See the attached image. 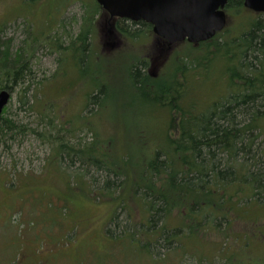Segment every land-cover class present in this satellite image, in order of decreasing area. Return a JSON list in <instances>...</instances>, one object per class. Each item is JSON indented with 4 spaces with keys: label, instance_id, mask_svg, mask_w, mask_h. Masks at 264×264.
Listing matches in <instances>:
<instances>
[{
    "label": "trees",
    "instance_id": "trees-1",
    "mask_svg": "<svg viewBox=\"0 0 264 264\" xmlns=\"http://www.w3.org/2000/svg\"><path fill=\"white\" fill-rule=\"evenodd\" d=\"M226 9L235 10L240 17H245L243 14L247 11L244 0H228ZM256 15L248 16L250 18L241 23L242 28H237L231 37L224 34L228 25L213 39L193 45L194 49L203 51L204 57L198 59H191L188 52L171 60L174 48L180 44L169 47L164 39L153 34L151 25L144 21L111 17L95 0L89 2L83 26L74 37L71 34L61 36L56 32L45 40L35 38V42L46 43L51 51L59 53V69H62L66 59L64 54L69 50L75 51L76 58L81 52H95L94 43L90 40L95 26L101 31V50L103 47L109 55H116V50L127 44L122 36L130 41L131 38L142 37L143 32L153 34L152 45L158 48L157 52L150 53V65L146 56L139 57L126 72L131 81L128 86L135 97L133 101L138 107L136 113L129 114L128 120L151 127L154 123L159 126L162 121L158 122L156 115L163 111L169 115L165 126H162L165 130L155 126L159 133L151 139L148 154L152 156L147 161L140 159L136 162L143 164L141 172L137 170L134 174L133 169V174L126 173L123 165L128 160L123 153L118 159L106 160V156L87 158L94 145L104 139L99 137L102 135L99 130L101 123L96 127L87 125L85 121L73 125L74 120H61L51 107L37 111L35 104H29V107L43 118L39 122L43 125L42 130L5 116L6 108L0 120L1 143L7 144L9 139L14 140L19 134L34 133L52 145L54 159L51 163L54 161L61 165L67 156L70 168L77 162L76 157L82 165L79 169L87 171L90 167L105 172L102 174L104 182L99 187L94 184L99 183V175H92L93 182L89 184L84 182L85 174L79 169L66 174L71 177L70 181L66 178L68 184L81 194L84 191L89 201L105 202L110 210L108 215L112 213L102 236L98 233L104 249L92 250L94 255L101 251L109 252L111 259L107 263L100 260L97 264L144 263L146 258L136 257L135 248L122 246L119 252L113 250L112 241L126 235L132 240L143 234L147 236L144 237L145 243L139 244V249L152 255L153 264H179L186 256L180 252L183 238L198 252H201V244L217 240V243H222L218 257L236 264L240 263L235 257L243 264H250L249 261L254 260L250 255L253 246L264 247L263 239L254 237L258 228L263 227L264 230V222H261L264 219L250 215L255 207L264 208V13ZM28 31L31 32L30 29ZM10 46L11 40L0 37V92L9 90L12 96L18 86L22 85L20 91L23 92L27 79L35 78L31 68L32 50L29 52V47L23 46L12 53ZM170 61L177 67L175 65L170 70L169 77L170 72L165 67ZM210 65L211 69L217 67L214 73L224 81L226 88L204 104L193 96L191 82L213 77V72L205 74L199 70H207ZM165 80L169 81L163 83ZM107 93L108 85L90 86L84 109H90L89 114L94 113L92 107L97 105V111L101 110V96ZM26 100V95L20 96L22 104L28 103ZM79 114L83 112L74 117ZM121 123L123 127L120 130L123 131V116ZM79 126L93 133L92 142L72 143ZM138 135L140 140L141 135ZM119 139L124 142L126 135H120ZM85 195L83 197L87 198ZM122 212L127 217L121 221L126 227L120 232L117 227L121 224L119 214ZM255 212L264 216L261 210L255 209ZM108 215L103 216L108 218ZM237 222L241 227L234 228ZM221 226L223 228L220 229ZM158 247L166 249L163 255ZM169 255L172 259L166 260ZM261 258L264 254L257 260Z\"/></svg>",
    "mask_w": 264,
    "mask_h": 264
},
{
    "label": "rangeland",
    "instance_id": "rangeland-1",
    "mask_svg": "<svg viewBox=\"0 0 264 264\" xmlns=\"http://www.w3.org/2000/svg\"><path fill=\"white\" fill-rule=\"evenodd\" d=\"M89 2L93 3V0H49V2L48 0H0V28L2 29L0 37L2 40H11L12 53L23 46H28L29 52L32 50L31 68L35 78L27 79L23 92L20 91L22 85L15 89L6 107L5 116L18 123L26 124L30 128L42 130L43 125H39V122H42L43 118L37 111L51 107L54 113L59 114L61 120H74L73 125H79L85 121L87 125L96 127L101 123L99 130L102 135L99 137L104 139L100 144L94 145V150L92 153H87V158L106 156V160L118 159L123 153L128 160L127 164L123 165L126 173L133 174L134 169L136 174L137 170L141 172L143 166L142 163L136 162L140 159L147 161L152 156L151 153L148 154L152 146L151 139L159 133V130L155 129L156 123L146 127L145 124L137 123L132 119L128 120L129 114L136 113L138 107L133 101L135 97L128 86L131 81L126 72L139 57L146 56L150 65V53L158 51V48L152 45L153 34L146 35V32H143L142 37L131 38L130 41H127L128 37L122 36L127 44L116 50V55H109L103 47L101 50V44L103 45L100 39L101 31L98 26H95V31L90 36L95 52L86 54L81 52V55L79 57L77 55L76 58L74 50L67 51L64 54L66 59L62 69H59V53L51 51L46 43L35 42V38L40 37L45 40L56 32H59L61 36L77 35L87 16ZM228 12L230 14L229 28L224 34L229 37L242 28L241 23H245V20L250 18L248 16H257L256 13H249V11L243 14L245 17L238 16L235 10L229 9ZM64 41L68 44L67 40ZM75 46L77 48L78 45ZM192 47L193 45L188 42L176 46L170 56L171 60L188 52L191 59L204 57L202 50ZM175 65L170 61L165 67V70L168 68L170 72L169 77ZM211 67L212 65L207 70L203 68L199 70L205 74L214 73L217 67L213 66L212 69ZM212 75L213 77H203L201 81L194 79V82H191L193 96L201 103L210 102L226 88L224 81H220L217 74ZM168 81L165 80L163 83ZM102 84L108 85V93L101 96V110L97 111L96 105L92 107L94 113L89 114L90 109H84L88 101L87 92L90 86ZM22 95L27 96L28 103L22 104L20 101ZM29 104H35L37 111L31 110ZM53 112L50 111V114L53 115ZM79 112L83 114L74 117ZM122 116L125 122L123 131L120 130L123 127ZM167 116L169 115L165 111L156 115L159 118L158 122L161 120L163 122L156 126H161L160 130H165L162 126H165ZM70 125L67 126L70 127ZM138 134L141 135L140 140L137 138ZM120 135H126L124 142L119 139ZM93 140V133L79 126L72 143H90ZM106 142L111 144L108 145ZM51 146L34 133L19 134L14 140L9 139L7 144L0 142V264H97L100 260L107 263L111 259L109 252L106 254L105 251H101L94 255L92 250L104 249L101 239L102 230L112 213L108 215L110 210L104 205L105 202L89 201L84 191L81 192L87 198L73 188V185L68 184L71 177L66 174L77 171L79 166L82 168L81 162L74 157L77 162L68 168L69 160L65 156L62 167L54 161L51 163L54 159ZM78 171L85 174L83 180L89 184L93 182L92 175L101 176V179L98 177L99 183L94 182V184L97 187L102 186L104 182L102 174L105 172L96 171L90 167L87 171L82 169ZM255 209L264 213V208L255 207L250 215L264 219L263 215L255 212ZM103 215H108V218ZM119 216L120 223L127 217L123 212ZM128 220H130L129 217ZM261 222L264 221L261 220ZM125 227L121 223L117 231L121 232ZM233 227L239 228L241 224L237 222ZM98 233L101 236H98ZM144 237L147 236L143 234L133 240L128 235L115 238L111 240L113 250L119 252L122 246L129 249L135 248L136 257L146 258L144 263L138 261L137 264H153L152 255L139 249V244L145 243ZM254 237L263 239L264 246L263 227L256 230ZM108 241L110 242L109 239ZM221 244V242L217 243V240H210L201 245L196 244L201 247V252H198L188 246L186 238H183L180 252L186 254V259L181 256L183 260H180L179 264H236L235 261L228 262L218 257ZM173 246L176 247L175 244ZM157 250L162 255L166 251L161 247ZM250 252L254 259L249 261L250 264H264V258L257 260L264 254V247L256 244ZM223 257L228 258L226 255ZM170 258L169 255L166 260ZM235 259L243 264L238 257Z\"/></svg>",
    "mask_w": 264,
    "mask_h": 264
},
{
    "label": "water",
    "instance_id": "water-1",
    "mask_svg": "<svg viewBox=\"0 0 264 264\" xmlns=\"http://www.w3.org/2000/svg\"><path fill=\"white\" fill-rule=\"evenodd\" d=\"M111 17L144 21L168 46L187 40H210L228 23V0H96ZM244 6L264 12V0H244ZM11 99L9 90L0 92V120Z\"/></svg>",
    "mask_w": 264,
    "mask_h": 264
}]
</instances>
